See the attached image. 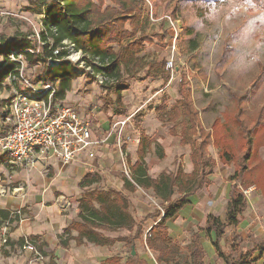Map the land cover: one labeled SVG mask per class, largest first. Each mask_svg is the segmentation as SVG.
Returning <instances> with one entry per match:
<instances>
[{"label": "rangeland", "instance_id": "obj_1", "mask_svg": "<svg viewBox=\"0 0 264 264\" xmlns=\"http://www.w3.org/2000/svg\"><path fill=\"white\" fill-rule=\"evenodd\" d=\"M143 1L145 11L138 21L137 33L134 36L126 37L120 44L109 45L113 51L117 52L120 46L141 37L142 34L147 36L136 54L139 59L138 65L128 66L123 71V78L131 77L130 80H127L129 89L122 92V106L126 115L115 116L112 114L113 109L104 111V106L115 100V96L110 89L102 88L100 84L90 80L87 73H91V71L87 65L84 62L80 65L76 64L81 60L80 57L79 61H76L72 56L74 61H70V64L74 68L77 78L72 82V87L66 93L61 104L64 106L76 105L77 110L93 120L97 139H107L96 147L94 158L87 160L84 163L85 166L82 165L88 170L91 169V173L98 174L101 178L100 184L94 185L92 188L123 190V177L126 176L124 174L125 164L127 166L130 161L134 160L136 146L139 144L136 140L139 141L140 135L148 136L152 143L145 157L150 168V175H155L159 169L174 170L179 165L184 172L191 170L188 156L192 147L179 143V135L185 128L184 123L187 118L181 116L176 121L161 122L156 113V108L163 105H165V115L168 111L173 110L174 106L179 107L185 96L183 90H189L193 107L200 119V127L204 132L220 136L221 139L219 138L218 143L220 145L225 143L229 146L234 159L229 164H223L219 160L215 144L211 141L207 146L206 154L216 162L213 173L209 176L210 185L202 189L200 197H190L191 205L179 212V217L175 222L168 223L170 239L177 242L182 252L185 253L186 244L189 243L191 234L204 225V219L208 214L220 219L224 218L228 191L232 183L229 179L238 170L241 158L246 152V139H241L243 136L240 135L241 128L236 119L240 114H243L249 121H252L260 112V117L264 122V46L255 47L257 44L264 45V26L258 24L259 30L255 33L252 44L247 49H243L235 42L236 37L240 28L250 18L257 15L256 10L249 7L247 11L233 20H225L227 10L233 6H240L243 0ZM27 6L25 0H0V35H4L6 40L24 35L31 44V47L28 48L29 51L38 52L34 47L42 43L40 40L41 17L28 12ZM106 6L114 5L111 0H104L102 8ZM256 6L259 9H264L261 6ZM214 9L217 16L210 21L209 13ZM178 22L181 23V28L178 26ZM171 23L176 27L175 30ZM125 25L128 30H131L130 23ZM158 36L163 37L162 40ZM246 51L250 53L249 56H245ZM241 59H244L245 63L242 70H238L234 66ZM170 61L173 63L172 69L166 68L167 62ZM25 69L26 79L33 83H36L33 80L35 77L41 76L43 71L40 63L32 67L27 65ZM162 70L168 76L155 77V74H160ZM157 80L163 81L164 84L168 83L169 89L164 93L158 92L164 88V84ZM179 84L184 88L182 93L181 89L178 92ZM7 89L1 91L0 100L5 101L11 97V91L9 88ZM3 109L0 114L4 113ZM97 112H100L99 115ZM108 115H114V117H108ZM120 117L129 118V123L123 130L124 135L131 138L124 148L127 154L125 164L119 159L118 147L114 139L111 135L107 137L106 131L102 127L103 123H107V120L111 122ZM260 133H262L261 139L264 141V124L260 128ZM196 137L194 135L192 139L195 140ZM160 151L164 152L163 158L158 156ZM250 155L252 157L246 165L249 169H253H250L246 175L248 178L251 175L249 180L254 181V179L257 180V176H264V144L257 150L254 148ZM157 163L159 165H155ZM20 170L25 172L28 169H19L18 171ZM45 170H48L47 173L52 175L48 168ZM74 179L71 178L69 182H73ZM21 187L25 193L26 186L22 182L17 188ZM240 190L246 199V208L243 220L237 226V232L246 238L241 247L250 248L253 244L252 241L264 237V196L254 187H242ZM19 193L21 194V191ZM124 194L128 197L131 210L137 220L152 214L158 207V201L150 191L137 190L132 193L124 192ZM72 197L74 195L70 198ZM148 224L145 231L153 225L152 221H148ZM248 230L251 235L247 238ZM119 234L115 232L113 236L122 238ZM200 236L202 244L207 243L206 261L210 264H215V262L223 264L218 259L211 243H208L214 239V235L211 234L209 240L202 231ZM132 250L134 255L144 259L147 264H157L155 263V254L147 250L144 242L139 240L134 242L132 248L121 241H116L113 245L102 249L91 246L87 249L86 255L92 256L89 262L91 264H126L129 252ZM51 254L53 253L47 254V264ZM28 255L33 257L35 262H46L41 258H36L35 254L28 253ZM257 255L258 253H254L253 257ZM1 257L3 256L0 253V259H2ZM77 258V261L80 262L85 260L83 253H80ZM15 259L16 256H14L12 264H16ZM36 259L40 261H36ZM54 259L53 255L52 260ZM257 263L264 264V253ZM3 264L9 263L4 262Z\"/></svg>", "mask_w": 264, "mask_h": 264}, {"label": "trees", "instance_id": "obj_2", "mask_svg": "<svg viewBox=\"0 0 264 264\" xmlns=\"http://www.w3.org/2000/svg\"><path fill=\"white\" fill-rule=\"evenodd\" d=\"M25 1L28 5L26 10L41 17L40 40L44 44L34 47L38 52L30 53L27 49L31 47V44L24 35L16 36L10 40H6L4 35H0V92L3 90L2 83L8 72L15 68V63L9 62L8 56L11 53L21 52L25 56L28 67L42 64L43 71L40 78L48 84H57L56 100H63L66 93L70 91L71 84L77 78V74L73 72L68 61H62L60 65L49 70L48 59H63L69 52L63 44L64 41H67L74 45V51L81 53L82 61L92 72L87 73L90 80L97 82L95 75H101L106 79L103 84H100L101 87L110 89L115 96V100L104 106V111L113 109L112 112L115 116L126 115L122 106V92L129 89L127 80H130L131 77L123 78V71L128 66L138 65L139 59L136 54L147 36L142 34L141 37L120 46L117 52L113 51L109 45L120 44L126 37L134 36L137 33L138 21L145 11L144 1L111 0L114 6L105 8H102L104 0ZM255 4L264 8V0H255ZM126 23L131 24V30L127 29ZM55 50H57V54L53 55ZM162 72L163 70L160 74H155V77L168 76L167 73ZM38 80L35 78L33 81L37 82ZM180 89L182 93L184 88L181 84H179L178 92ZM183 92H185V96L179 107L174 106L173 110L168 111L165 115V105H163L156 108V113L161 122L176 121L181 116L187 118L184 123L185 128L179 135V143L192 147L189 155L192 171L186 174L179 165L175 167L174 171H162L156 178L150 177L147 174L144 157L151 143L147 137L141 135L137 149L138 160L133 165L128 164L130 178L123 177V190L92 188L93 185L100 184L101 178L98 174L86 173L82 177L78 187L88 189L77 200L78 221L65 228L62 235L59 236L61 247L67 248L68 241L74 240L77 245L90 243L100 247H108L116 241H121L132 248L134 242L139 240L144 242L147 250L155 254V263L157 264H210L205 259L206 251L201 241L200 232L203 231L209 240L210 235H214V239L210 240V243L223 264H255L260 259L264 253V237L252 241L253 244L250 248H243L241 245L246 241V238L237 232V226L243 220L246 208V199L240 189L254 187L264 196V176H257V180L252 181L249 180L251 175L249 178L246 175L250 169H253H249L246 165L252 157L250 153L254 148L257 150L264 144L261 139L262 133H260L264 122L260 117V112L252 121H249L243 114H240L236 119L241 128L240 135L243 136L241 139H246V152L241 158L238 170L229 179L232 183L228 191L224 218L220 219L208 214L204 219V225L191 234L185 253L182 252L179 244L172 241L168 235L167 223L174 221L181 210L191 205L190 197L211 183L209 176L213 173L216 162L206 154L210 142L215 144L217 155L223 164H229L234 159L229 146L225 143L222 145L218 143V140L221 139L220 136L202 130L197 111L189 96V90H183ZM5 103L6 101L0 100V111ZM1 115L3 116L4 113L2 112L0 117ZM194 135L197 136L195 140L192 139ZM121 149H124L123 145ZM158 156L163 158V152H158ZM137 190L150 191L158 201V207L154 209V212L144 216L141 220H137L134 216L129 199L124 194V192L132 193ZM21 213L15 214L16 221H19ZM0 218L13 221L10 220L9 212L3 210H0ZM148 221H152L153 225L145 231V227L149 226ZM117 230H126L129 236L110 239L101 233ZM72 231L77 233L75 237L71 236ZM250 235L248 230L247 238ZM26 239L35 245L41 256H47L43 251L46 244L39 242L37 236H30ZM24 240V238H20L16 242H11L6 239L3 245L10 246L12 249L15 246L20 247ZM254 253H258V255L253 257ZM129 254L126 264H147L137 255L132 256L131 252ZM52 256L53 254H51L48 264H55ZM113 259L112 261H114Z\"/></svg>", "mask_w": 264, "mask_h": 264}, {"label": "built area", "instance_id": "obj_3", "mask_svg": "<svg viewBox=\"0 0 264 264\" xmlns=\"http://www.w3.org/2000/svg\"><path fill=\"white\" fill-rule=\"evenodd\" d=\"M171 26L174 30L176 29L172 23ZM63 44L69 50L68 54L61 60L49 58V70L60 65L62 61L71 63L70 61H74L72 56L76 61L81 58V53L73 50V44L67 41H64ZM27 51L30 52L29 49ZM56 54L57 50L53 52V55ZM8 61L15 63V68L8 72L2 83L3 90L9 88L11 91V97L5 100L4 115L0 117V151L7 155L10 163L33 168L37 162L47 160H54L61 166L92 160L96 147L107 140L97 139L93 120L77 110V107L64 106L61 101H57V84H48L40 78L41 76L35 77L39 79L36 83L26 79L27 62L23 53H11L8 56ZM81 63H83L82 58L76 64L80 65ZM166 68H173L172 61L167 62ZM95 78L98 84H103L106 80L99 74L95 75ZM128 123L129 118L127 117L112 120L109 130L106 132L107 137L114 136L119 159L123 164L126 162V157L121 146L124 141L131 140L123 133ZM124 174L130 178V171L126 164ZM20 191L22 192V188L13 189L12 192L19 193ZM4 192L3 189L0 190V194ZM69 205V202L63 201L61 208L69 207ZM6 226L8 225L6 224ZM6 226L2 230L3 234L6 231ZM20 251L35 254L38 259L42 257L29 240H24Z\"/></svg>", "mask_w": 264, "mask_h": 264}, {"label": "crops", "instance_id": "obj_4", "mask_svg": "<svg viewBox=\"0 0 264 264\" xmlns=\"http://www.w3.org/2000/svg\"><path fill=\"white\" fill-rule=\"evenodd\" d=\"M157 82L163 83V81L161 80H157ZM169 87L170 86L168 85V83H166L164 84V88L160 89L158 92L164 93V91L168 90ZM72 107H77V106L72 105ZM108 112L112 113L111 111ZM98 113L100 112H97V115H99ZM112 116L114 117V115ZM112 116L108 115V117H112ZM110 126H111V122L107 120V123H103L102 127L103 130L107 132ZM111 136L112 139H114V136L113 135ZM144 136L147 137L148 140L150 141L148 136L146 135ZM126 143H127L126 141L122 143L124 148L126 146ZM150 146L148 148L147 153L150 150ZM137 149L138 146H136L134 160L129 162L130 165H133L138 160ZM122 150L126 157L127 155L126 151L124 149ZM117 153H118V149H117ZM145 157H144V163L147 168V174L150 177L156 178L158 174L161 173L162 171H169V172L174 171L172 169L169 170L159 169L157 173L152 176L150 175V170H149L150 168L146 163ZM82 165L85 166L83 162L81 163L78 162L68 166H61L59 163H57L54 160H47V161L37 162L33 168H25L23 166H18L10 163L7 155L3 154L0 151V190L3 189L5 191L3 194H0V210L9 212L11 218L10 220H13V221H7V220H1L0 218V222H1L0 223V253L3 256L1 257L2 259H0L1 264H3L4 262L12 264V262H14V256H16L15 259L16 264H26V263L47 264V260H48L47 256L44 257L42 256L41 259L46 262L43 263L35 262L34 258L33 257L31 258L28 255V253L21 252L20 247L15 246L11 249L10 246H4L3 243L6 239L10 240L11 242H16L20 238L26 239L30 236H37L40 240L39 242H43L44 244H46V246L43 247V251L46 254L52 252L53 255L55 256V259L53 260L55 264H75V263L91 264L89 262L91 261L92 256L86 255L87 249L91 246L100 249L105 248V247L95 246L90 243L77 245L74 240L68 241L67 248L61 247L59 243L60 241L59 236L62 235L63 230L68 226H70L72 222L78 221L77 200L88 189V188L81 189L78 187V184L81 181L82 177L86 173H91L92 171L91 169L88 170L84 168V166ZM155 165H159V164L157 163ZM45 168H48L49 172L51 171L52 175H50V173H47L48 170H45ZM19 169H23V170L28 169V170H25V172H23L22 170L18 171ZM191 171H192V164H191V170L185 173L188 174ZM71 178H75L73 182H69ZM20 182H22V184L26 186L25 193L23 191L24 189L22 190L21 194L12 193V190L14 188H17ZM75 189L77 191H74ZM201 193L202 190L196 193L194 196L200 197ZM73 195L74 197L70 198ZM63 201L69 202L70 203L69 207L61 208ZM17 212H22L20 214L19 221H16L14 219V216ZM178 217L179 215L174 219V221L168 223L175 222ZM6 224L8 226H6ZM5 226H6V230L7 229L8 230L7 233L3 235L2 230L3 228H5ZM115 232H118V234L120 233L119 235L122 237H126L129 234L126 230H117ZM115 232H101V233L107 238L119 239L118 237L113 236ZM76 235L77 233L75 231L71 232L72 237H75ZM168 235H169V231H168ZM62 239L64 240V237ZM208 243L210 242L208 241ZM202 245L206 251L207 243L204 242V244ZM80 253H83L85 256V260H83V262L77 261L78 260L77 257L80 255ZM36 261H40V260L36 259Z\"/></svg>", "mask_w": 264, "mask_h": 264}, {"label": "clouds", "instance_id": "obj_5", "mask_svg": "<svg viewBox=\"0 0 264 264\" xmlns=\"http://www.w3.org/2000/svg\"><path fill=\"white\" fill-rule=\"evenodd\" d=\"M249 7L256 10L257 15L250 18L247 21V23L244 24L240 28L239 33L237 34L235 42L237 43L238 46H240L243 49H247L248 46H250L252 44L253 37H254L255 33L259 30L258 24L260 26H264V9L257 8V6L255 4V0H243L242 4L240 6H233L232 8L228 9L226 14H225V20L231 21L234 18L241 15L243 12L247 11V9ZM216 16H217V12L214 9L209 13L208 19L211 21ZM201 27H204V26L201 25ZM262 46H264V45H261V44L255 45V47H257V48L262 47ZM249 55H250V53L246 51L245 56H249ZM244 63H245V60L241 59L237 63V65H235L234 67L237 68L238 70H242V66Z\"/></svg>", "mask_w": 264, "mask_h": 264}, {"label": "water", "instance_id": "obj_6", "mask_svg": "<svg viewBox=\"0 0 264 264\" xmlns=\"http://www.w3.org/2000/svg\"><path fill=\"white\" fill-rule=\"evenodd\" d=\"M178 26L181 28V23L180 22H178ZM131 255L133 256L134 255V251L132 250V252H131Z\"/></svg>", "mask_w": 264, "mask_h": 264}]
</instances>
